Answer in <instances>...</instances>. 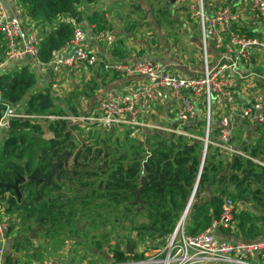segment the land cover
<instances>
[{
  "label": "trees",
  "instance_id": "obj_1",
  "mask_svg": "<svg viewBox=\"0 0 264 264\" xmlns=\"http://www.w3.org/2000/svg\"><path fill=\"white\" fill-rule=\"evenodd\" d=\"M97 1L18 0L40 29L41 63H49L72 39L84 19L83 10ZM167 6L159 9L165 18ZM88 22L101 29L104 18L94 12ZM4 53L0 34V65ZM82 97L90 94L79 91L59 101L50 86H39L35 72L26 64L0 74V121L8 106L18 105L33 115L79 118L75 100ZM198 119L181 126L187 136L153 132L140 141L130 136L134 130L127 129L125 151L118 150L120 142L113 144L110 139L102 143V150L84 148L72 134L74 126L65 119H12L0 144V185H13L18 177L25 182L19 184L20 202L14 190L0 189V195L8 214L23 217L19 228L9 231L16 232V249L25 250L27 257L40 258V249L30 238L33 229L39 230L36 236L41 239H56L61 245L86 232L84 237L93 235L90 241L95 250L108 247L116 263H125L130 245L165 246L194 192L185 223L188 234L211 229L221 219L224 201L231 199L233 217L227 227L219 226L222 231L239 241H264V166L253 160H264V129L259 142L242 148L245 156L226 158L217 146H209L204 153L206 121ZM43 123L52 138L44 137ZM64 154L73 157L74 164L68 167L62 162L48 183L57 159ZM96 162L94 170L80 167ZM65 179L73 185L67 188ZM74 191L85 192L71 196ZM78 225L87 228L81 231ZM97 228L99 232L94 233Z\"/></svg>",
  "mask_w": 264,
  "mask_h": 264
},
{
  "label": "built area",
  "instance_id": "obj_2",
  "mask_svg": "<svg viewBox=\"0 0 264 264\" xmlns=\"http://www.w3.org/2000/svg\"><path fill=\"white\" fill-rule=\"evenodd\" d=\"M250 3L264 24V0H250ZM192 10L191 17L198 20L202 32L205 68L201 74L186 78L169 70H164L148 61L132 63L108 60L101 62L100 57L87 48L86 31L78 24L72 39L47 63L51 68L52 77L59 74L63 68L78 70L84 67L97 66L101 63L107 72L127 77L139 75L146 77L147 81L138 89L124 96L108 94L98 102L94 112L79 118L76 117V119L50 115L38 116L27 113L19 105L8 106L0 121V130L7 134L12 119H31L41 122L59 119L80 120L94 122L106 130L119 127L137 129L140 125L142 105L151 103L156 94L162 92L171 96L175 114L181 124L180 127L170 130V133L187 136L181 126L198 118L196 106L190 98L193 95L204 98L207 107L205 136L202 140L204 153L207 152L209 146H217L229 156L234 154L245 156L233 147L235 134L232 128V118L238 114L242 119L250 120L257 113L256 118L264 129V91L256 94L251 106L239 105L235 101V97L236 91L240 86H243V81L230 77L226 71L229 68H236L238 61L249 62L256 49L264 51V39L230 33L229 45L237 49V59L233 60L230 66L224 64L210 68L206 50L208 39H216V49L221 50L224 42L218 35L217 29L221 25L231 26L236 20V15L231 7H224L210 17L206 13L205 0H197ZM36 25L35 27L38 29ZM0 34L5 46L0 68L6 62L18 64L17 66L13 65L11 70L26 64L31 66V63L43 64L39 61V45L42 35L36 30L26 28L20 18L6 15L2 0H0ZM95 40L99 44L111 46L115 42V36L108 29H101L95 32ZM212 104H216L220 109L228 108L227 115L220 116L219 127L214 135L215 140H212L211 132ZM253 160L264 166V160ZM194 195L195 192L174 232L167 238L165 246L158 249L138 247L135 249V254L138 255L136 259H134V254L133 259L125 263H116L115 261L108 263L105 261L103 264H263L264 241L228 242L217 239L213 234V228L220 225L227 227L231 222L235 207V203L231 199L224 201L221 219L211 229L197 235L188 234L185 223ZM22 222V216L6 212L5 202L0 195V263L5 254L10 229H18ZM65 247H69V242ZM66 251L62 250L57 255L34 264H74L67 256ZM109 256L113 258L112 254ZM71 259L75 260L74 257Z\"/></svg>",
  "mask_w": 264,
  "mask_h": 264
},
{
  "label": "crops",
  "instance_id": "obj_3",
  "mask_svg": "<svg viewBox=\"0 0 264 264\" xmlns=\"http://www.w3.org/2000/svg\"><path fill=\"white\" fill-rule=\"evenodd\" d=\"M2 1L6 15L20 18L26 28L36 30L41 34L40 29L38 27L36 29V24L28 18L18 0ZM116 1L118 0H98L94 6L86 7L83 10L85 13L84 19L79 23L87 34V48L97 54L101 62L108 60L132 63L148 61L164 70H169L178 76L186 78L197 76L204 71V47L201 27L198 20L191 17L193 14L192 7L197 0H176L174 4H170V0H166L167 2L156 10L152 7L146 10L148 8L142 5L136 6L138 12H146V14L149 12V15L146 16L148 18L151 16L150 13L153 14V19L151 20L152 17L148 19L149 24H151L150 30L147 29L139 32H137L139 29L136 26L141 24L137 22L136 26L122 28L121 17L115 15L113 11ZM205 1L207 5L206 13L210 17L224 7H231L236 15V20L231 26L225 27L221 25L217 29L218 35H220L224 42L221 50L216 49V39H208L206 50L209 56L210 68L224 64L230 66L232 61L237 59V49L229 45L230 33L233 32L239 35L264 39V24L253 10L250 0ZM166 4L168 5L169 15L165 18L159 11L166 8ZM94 12H98L104 18L101 29H108L114 34L115 42L111 46L96 42L95 32L101 29L97 24L88 22V17ZM174 12H177L178 15L175 16ZM131 18L132 20H137V16L132 15ZM132 24L134 25L135 23ZM116 25L119 28H116ZM31 64V68L37 76L39 86L42 87L41 84L43 86H50L55 95L67 94L68 96L79 91H86L90 94L89 98H78L77 103L80 109V116L94 112L98 102L108 94L124 96L138 89L147 81L146 77L139 75L127 77L107 72L101 63L97 66L84 67L78 70L63 68L54 77L51 75L49 64ZM13 65L17 66L18 64L6 62L0 68V74L11 70ZM226 72L230 77L243 81V86H240L236 91L235 101L241 106H251L256 94L264 91V51L256 49L249 62L238 61L236 68H229ZM59 98L61 100L64 99L60 96ZM190 98L196 106L198 118H204L206 121L207 107L204 98L193 95ZM227 113L228 108L220 109L216 104H212V136H214L213 131H217L219 127L220 116L227 115ZM256 116L257 113L250 120L242 119L238 114L233 116L232 128L235 136H237L236 141L234 138L233 142L235 150L241 151L244 146L256 144L262 139L263 128ZM71 118L76 119V117ZM180 125L175 114L171 96L158 92L151 103L142 105L139 128L128 129L134 130V133H130L131 137L144 141L153 132L170 133V130L176 129ZM3 138H5V134L0 130V144ZM50 138L52 137H48L47 139ZM224 155L227 156V154ZM213 234L217 239L222 241H239V239L232 235L225 234L219 226L213 228ZM8 238L5 254L0 264H34L45 259L27 257L25 250L18 251L16 249L14 234H9ZM32 240H39V237L36 236ZM105 250L106 253L111 255L109 249ZM100 253L102 254V251ZM101 257L105 260L103 254ZM74 259L70 258L74 264H78L76 257Z\"/></svg>",
  "mask_w": 264,
  "mask_h": 264
},
{
  "label": "rangeland",
  "instance_id": "obj_4",
  "mask_svg": "<svg viewBox=\"0 0 264 264\" xmlns=\"http://www.w3.org/2000/svg\"><path fill=\"white\" fill-rule=\"evenodd\" d=\"M167 1L166 0H118L116 1V4L113 7V11L115 15H119L122 19V28H129V26H136L137 23L141 24L139 26H136L137 32L143 31V30H150V25L148 19H153V14L148 18L149 12H138L136 9V6H144L145 8H148L146 10H149L150 7L154 8V10L160 8L163 6ZM175 16H177V12H174ZM132 15L137 16V20H132L130 17ZM113 17V16H112ZM114 18V17H113ZM115 20V18H114ZM147 20V21H146ZM137 22V23H136ZM132 23H135L134 25ZM116 24V23H115ZM135 27V28H136ZM116 28L117 27L116 25ZM166 31V30H165ZM43 86V84H41ZM65 98L67 94H56V97L59 98ZM59 101L61 98L58 99ZM76 102H78V99H76ZM84 113V112H83ZM87 115L84 114L82 116ZM69 123L74 126L72 134L75 136L76 141L81 143V145L84 146V148L87 146H95L93 147V151L96 150H102V143H109V139L113 142V144L120 142L121 144L118 146V150L125 151L124 147V135L128 128H114L110 130H106L101 128L99 125H97L94 122L89 121H80V120H68ZM212 123V121H211ZM45 128V138L52 137V134L47 130V123H43ZM98 134L97 138L95 135ZM237 135V134H236ZM237 139V136H235V141ZM241 139V137H240ZM226 158H229L228 156H225ZM74 164L73 157L68 159V167H71ZM84 170H94L97 168V162L93 165H86V166H80ZM67 188L71 187L73 183L71 181H68L65 179ZM69 191V190H67ZM85 191H74L71 196L83 194ZM94 212L96 209H94ZM86 225H84V230H86ZM99 228L94 229V233L99 232ZM16 232H12L11 234H14ZM37 234V233H36ZM86 235V232L83 234H80L81 238L78 239H69L67 242H69V247H65V244L61 245L59 244L56 239H52L49 242H47L45 239H41L40 235L39 240H34V246L38 249H40V258H48L53 257L58 254V252H61L62 250H67L66 254L68 257H76V260L78 264H103L105 260L101 257V253L97 250H95L92 245L90 238L93 236L90 234L89 238L84 237ZM38 239V238H37ZM80 239V240H79Z\"/></svg>",
  "mask_w": 264,
  "mask_h": 264
},
{
  "label": "water",
  "instance_id": "obj_5",
  "mask_svg": "<svg viewBox=\"0 0 264 264\" xmlns=\"http://www.w3.org/2000/svg\"><path fill=\"white\" fill-rule=\"evenodd\" d=\"M176 0H170V4H174ZM63 157L65 158V160L63 161ZM70 158V156L68 154H64L62 156H60L58 159H57V162L55 163L54 165V168L52 170V175L51 177L48 179V183L51 182L52 178L58 173V169H59V166L62 164V162H64L65 166L68 165V159ZM25 182V178L23 177H18L15 184L13 185H0V189H5V191L8 193L10 190H14L16 192V196H17V199L18 201L20 202L21 201V193L19 191V184L20 183H23ZM144 183V181H143ZM137 194H139V191L137 192ZM210 200V199H209ZM79 226V229L81 231L84 230V226ZM39 230L38 229H33L30 233V238L31 239H35L36 238V233L38 232ZM135 248H136V244H133V245H130L126 248V251H127V254L129 255V259L128 260H132L133 259V256L135 254ZM106 249H108V247H106ZM102 254L105 258V260L109 263H113L114 262V259L110 256H108V253H106V250H103L102 251Z\"/></svg>",
  "mask_w": 264,
  "mask_h": 264
}]
</instances>
